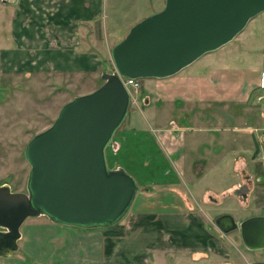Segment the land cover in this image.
Masks as SVG:
<instances>
[{
	"label": "rangeland",
	"instance_id": "obj_1",
	"mask_svg": "<svg viewBox=\"0 0 264 264\" xmlns=\"http://www.w3.org/2000/svg\"><path fill=\"white\" fill-rule=\"evenodd\" d=\"M29 1L31 4V0ZM165 3L166 0H104L99 40L103 41L105 48H114L118 41L126 37L125 34L134 22L139 23L158 13ZM20 8L17 0H0V185L8 183L13 191L26 192L31 171L25 158L27 145L36 134L48 129L55 122L66 103L73 100L80 90L85 89L78 90L75 84L65 80L70 79L67 76L45 72L28 75L20 71L17 58L8 53L17 47L15 28L21 20ZM27 17L30 19V16ZM263 31L264 12L252 19L231 42L195 61L193 69L204 70L206 73L211 70L221 72L228 70V66H232L228 65L231 62L235 67L248 66L249 63V66L259 67L264 52ZM250 33L255 35L250 36ZM109 69L110 64L104 60V71ZM151 79L154 78L140 79L141 88L132 98L129 115L114 137V140L121 139V130L130 128L147 133L142 138L147 142L143 150L148 155L145 157L136 154L137 157H130V161L136 162L133 165L140 173H137L138 177L133 172L128 173L136 178L141 188L130 212L146 193L148 185L156 190L181 188V198L187 210L207 215V225L227 249V256L216 258L209 253V258L196 259L190 252H177L169 253L163 264L264 263V249L249 250L243 243L240 230L226 235L214 222L216 217L223 214H231L238 221L264 215V101L258 102V98L264 94L257 96L255 104L254 99L250 100L253 105L249 108L248 116L253 125L247 130L240 129L241 126L244 128V118L240 120L241 116L240 121H237L238 128L232 125L228 118V107L226 110H213L215 121L191 120L190 128L184 127L183 130L186 166L179 178L175 172L168 176L170 158L159 154L158 148L148 138L150 134H155L151 133L148 123L154 127L162 126V123L153 121L154 111L165 114V108H161V104L156 102L152 108L144 106V95L148 92L146 85ZM100 83L102 79L99 80L98 84ZM175 111L171 113L172 117L175 116ZM236 112L240 113L239 110ZM175 119L178 121L177 117ZM111 149L109 146V151ZM196 159L199 162L198 168L204 169L198 177L193 171ZM117 160L128 166L129 157L124 159L123 154H120ZM243 160L246 164L242 167L240 161ZM248 173L253 176V182L247 177ZM259 177L261 181H257ZM248 185L251 195L247 202L242 201L235 190H230L231 187ZM48 221L50 220L47 217L27 219L21 231L23 237L27 235L28 239L23 238L19 242L20 250L16 254L0 257V264H66L57 256L47 258V244L39 246L32 241L31 235L38 231L32 227ZM69 238L68 235L67 239ZM34 250L38 256L42 255L41 260L31 255Z\"/></svg>",
	"mask_w": 264,
	"mask_h": 264
},
{
	"label": "crops",
	"instance_id": "obj_2",
	"mask_svg": "<svg viewBox=\"0 0 264 264\" xmlns=\"http://www.w3.org/2000/svg\"><path fill=\"white\" fill-rule=\"evenodd\" d=\"M29 2L17 0V4L21 5V20L15 28L17 47L8 51L17 58L20 71L28 75L45 72L67 76L70 79L65 80L75 84L78 90L85 89L76 96L96 90L104 72V60L110 64L108 71L114 65L113 48H105L103 41L98 38L101 36L99 30L103 21L104 0ZM262 38L264 48V31ZM194 64L174 76L151 79L146 85L148 92L144 95V106L147 108L154 107V102L165 108V120L162 113L154 111L153 121L162 123V126L154 127L148 123L151 133H155L148 138L158 148L159 154L170 158L168 176L175 172L179 178L186 166L183 130L184 127L190 128L191 120L209 122L215 119L213 110H226L228 107V118L232 125L238 128L237 121L244 118V128L241 126L240 129L247 130L253 125L248 116L249 108L255 104L257 96L264 94V52L259 67L249 66L251 63L235 67L231 62L228 65L232 66H228V70L206 73L193 69ZM252 99L253 104L250 102ZM173 111L174 117L171 116ZM130 122H133V118ZM145 132L136 128L121 130L122 138L115 139L114 148L112 151L108 148L107 151L111 168L123 167L136 177L139 176L137 173L140 171L133 165L136 162L130 161V157L148 155L143 150L147 146L142 138L145 136L143 134H147ZM120 154H123L124 159L129 157L128 166L117 160ZM198 163L197 159L193 163L196 177L204 170L198 168ZM244 164V160L240 161L242 167ZM247 177L253 182L251 173ZM259 180H262L261 177ZM158 189L148 185L146 193L125 217V235L122 237H107L103 229L87 230L48 221L32 227L38 229L31 235L32 241L39 246L47 244V258L57 256L66 264H163L169 253L177 252H190L196 259L209 258L210 255L216 258L227 256V249L207 225V215L187 210L181 198V188ZM237 189L239 187L236 186L230 188ZM250 195L249 192L248 200ZM23 238L28 239L27 235ZM31 255L41 260L42 255L38 256L36 250Z\"/></svg>",
	"mask_w": 264,
	"mask_h": 264
},
{
	"label": "water",
	"instance_id": "obj_3",
	"mask_svg": "<svg viewBox=\"0 0 264 264\" xmlns=\"http://www.w3.org/2000/svg\"><path fill=\"white\" fill-rule=\"evenodd\" d=\"M264 12V0H166L164 9L134 25L112 50L103 84L76 96L25 150L31 166L26 192L0 185V257L20 250L29 218L87 230L121 223L141 188L123 167L111 168L107 151L127 119L131 94L123 79H164L231 42ZM248 186L236 195L248 201ZM223 234L241 231L249 250L264 249V215L238 222L215 218Z\"/></svg>",
	"mask_w": 264,
	"mask_h": 264
},
{
	"label": "built area",
	"instance_id": "obj_4",
	"mask_svg": "<svg viewBox=\"0 0 264 264\" xmlns=\"http://www.w3.org/2000/svg\"><path fill=\"white\" fill-rule=\"evenodd\" d=\"M123 81H124L125 86L127 87V89L129 90L131 94V98H133L134 94H137L141 88L140 80L124 78ZM263 87H264V84L262 83V88ZM263 101H264V95L258 98L259 103ZM110 147L114 148V143H112Z\"/></svg>",
	"mask_w": 264,
	"mask_h": 264
},
{
	"label": "trees",
	"instance_id": "obj_5",
	"mask_svg": "<svg viewBox=\"0 0 264 264\" xmlns=\"http://www.w3.org/2000/svg\"><path fill=\"white\" fill-rule=\"evenodd\" d=\"M103 84L100 83L98 87H100ZM104 231V235L107 237H122L125 235V224L123 223V221L113 227L107 228V229H103ZM264 264V263H262Z\"/></svg>",
	"mask_w": 264,
	"mask_h": 264
}]
</instances>
